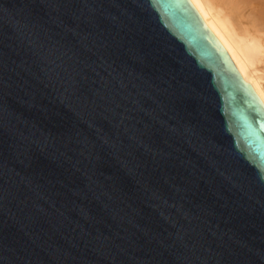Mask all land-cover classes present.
I'll use <instances>...</instances> for the list:
<instances>
[{
  "label": "water",
  "instance_id": "water-1",
  "mask_svg": "<svg viewBox=\"0 0 264 264\" xmlns=\"http://www.w3.org/2000/svg\"><path fill=\"white\" fill-rule=\"evenodd\" d=\"M0 264H264V105L190 0H0Z\"/></svg>",
  "mask_w": 264,
  "mask_h": 264
},
{
  "label": "bare ground",
  "instance_id": "bare-ground-1",
  "mask_svg": "<svg viewBox=\"0 0 264 264\" xmlns=\"http://www.w3.org/2000/svg\"><path fill=\"white\" fill-rule=\"evenodd\" d=\"M264 105V0H190Z\"/></svg>",
  "mask_w": 264,
  "mask_h": 264
}]
</instances>
